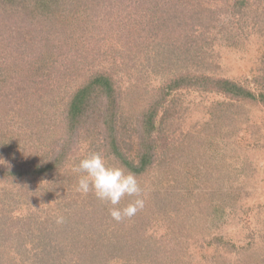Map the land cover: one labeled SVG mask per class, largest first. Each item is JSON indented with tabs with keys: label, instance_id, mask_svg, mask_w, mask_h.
Returning <instances> with one entry per match:
<instances>
[{
	"label": "trees",
	"instance_id": "trees-1",
	"mask_svg": "<svg viewBox=\"0 0 264 264\" xmlns=\"http://www.w3.org/2000/svg\"><path fill=\"white\" fill-rule=\"evenodd\" d=\"M261 9L264 0H0V181L35 183L17 203L0 200V232L13 236L24 264L176 262L165 260L176 243L146 236L150 214L168 210L169 194L159 188L147 193L142 210L116 222L111 205L76 191L80 173L74 168L88 153L101 152L139 183L168 176L190 153L180 140L187 134L173 121L184 90L264 106V72L251 85L204 66L215 34L244 30ZM102 22L105 28L98 27ZM95 31L119 45L129 40L114 53L115 46L87 43ZM134 67L159 80L136 109L119 73ZM30 133L36 136L28 140ZM204 145L199 142L200 149ZM133 199L124 197L120 207ZM49 203L57 207L53 213ZM215 210L216 219L226 211ZM209 235L198 262L208 264L221 250L241 253L242 264L261 258L251 251L252 241Z\"/></svg>",
	"mask_w": 264,
	"mask_h": 264
},
{
	"label": "rangeland",
	"instance_id": "rangeland-1",
	"mask_svg": "<svg viewBox=\"0 0 264 264\" xmlns=\"http://www.w3.org/2000/svg\"><path fill=\"white\" fill-rule=\"evenodd\" d=\"M106 8L103 7L105 11ZM136 16H132L131 21L137 22ZM246 21L244 30H236L234 35L219 31L215 34L217 40L204 66L208 72L253 85L254 76H261L264 72V9ZM103 32L95 31L87 43L91 45L99 41L105 48L115 46V53L129 40L126 37L119 41V45L116 39ZM132 36L134 34H130V38ZM82 47L87 49V44ZM143 71L135 67L130 73L119 71L123 77L120 84L123 94L132 95L135 109L147 100L145 89L150 90L159 84L155 74H144ZM135 90L139 91L138 94ZM178 97L179 113L173 121H177L176 124H180L187 134L188 138L181 137L180 140L189 147L190 153L182 154L176 164L178 167L175 165L168 176L159 180L153 176L140 182L143 196L159 188L171 199L168 210L150 214L146 236L155 234L162 243L177 244V248L169 251L170 256L165 255L169 263L171 259L176 260L173 264H207L198 260L202 259L203 238L210 236L211 232L228 235L241 244L252 241L251 251L257 252L261 258L248 260L249 264H264V106L230 101L232 105L229 98L193 90H184ZM45 118L55 122L54 125L58 124L53 120L56 117ZM28 136L36 135H25L29 140L31 137ZM201 141L206 143L201 147L206 155L199 147ZM79 151L75 152L77 157L83 153V150ZM34 184L21 186L0 181V200L13 199L17 203L18 199L24 198L22 190ZM49 207L51 213L57 210L55 204L49 203ZM215 208H225L226 211L216 219ZM178 212L183 220L177 218ZM5 214L10 212L5 211ZM0 234H6L2 236L0 255L9 251L7 257L1 256L0 264H15V261L24 264L18 255L22 248L17 249L13 236L7 231ZM174 235L179 238L173 239ZM240 257L241 253L221 250L208 264H242Z\"/></svg>",
	"mask_w": 264,
	"mask_h": 264
},
{
	"label": "clouds",
	"instance_id": "clouds-1",
	"mask_svg": "<svg viewBox=\"0 0 264 264\" xmlns=\"http://www.w3.org/2000/svg\"><path fill=\"white\" fill-rule=\"evenodd\" d=\"M74 171L80 173L76 191L82 194L92 192L97 200L111 205L109 214L116 222L130 219L143 209V189L136 174L118 163H110L103 153H88L80 159ZM126 196L134 199L120 207Z\"/></svg>",
	"mask_w": 264,
	"mask_h": 264
}]
</instances>
